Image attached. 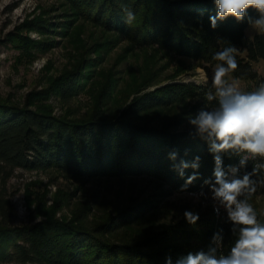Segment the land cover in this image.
I'll return each mask as SVG.
<instances>
[{
  "label": "trees",
  "instance_id": "trees-1",
  "mask_svg": "<svg viewBox=\"0 0 264 264\" xmlns=\"http://www.w3.org/2000/svg\"><path fill=\"white\" fill-rule=\"evenodd\" d=\"M56 1L63 8V18L56 23L43 16L30 29L60 38L34 43L16 32L10 41L18 47L45 50L66 38L75 43L77 55L72 67L45 88L29 91L22 103L0 97V170L49 169L80 181L142 176L156 180L162 188L141 200L103 205L92 220V201L73 208L69 217L56 216L61 207L55 205L28 224L10 226L3 220L0 259L22 264H166L170 257L175 264L189 252L207 250L217 232L223 236L222 252L227 254L235 240L232 223L227 216L217 218L209 204L194 208L192 212L199 215L195 225L184 215L167 223L157 221L164 197L201 189L206 192L209 187L204 180L213 177L209 145L190 135L192 128L184 125L190 117L183 115L186 110H174L191 99H196L195 108L211 107L205 93L211 88V69L219 63L212 57L229 46L238 49V69L230 74L251 82L246 91H254L264 82V74L253 65L260 60L264 64V32L248 36L247 17L242 22L231 17L217 21L213 29L209 17L216 15L214 0ZM124 8L135 16L130 25L123 18ZM248 16L258 14L250 9ZM83 25L94 29L88 36L93 37L96 30L106 38L79 41L76 38ZM111 34L132 46L156 45L176 56L200 60L206 78L200 82L156 80L150 75L121 86H114L112 80H95V66L112 43ZM90 88V109L77 116L71 110L57 115L46 101L51 95L67 101ZM174 150L178 152L176 161L169 158ZM196 156L200 157L195 170L198 178L186 185L194 170L186 169L181 177L173 164ZM222 158L227 169L239 157L224 153ZM253 167V163L246 165L240 174ZM3 204L0 200L1 210Z\"/></svg>",
  "mask_w": 264,
  "mask_h": 264
},
{
  "label": "rangeland",
  "instance_id": "rangeland-1",
  "mask_svg": "<svg viewBox=\"0 0 264 264\" xmlns=\"http://www.w3.org/2000/svg\"><path fill=\"white\" fill-rule=\"evenodd\" d=\"M63 8L56 0H0V97L13 103H22L26 94L32 90L45 88L52 80L66 69L72 67L77 55L75 43L69 39L59 40L55 46L45 50L37 47H18L10 38L20 32L32 39L34 43L44 42L52 34H42L30 29L34 21L47 16L48 22H59L63 16ZM89 26H81L77 34L82 39L104 40ZM258 31L251 25L246 34L251 36ZM52 38H60L54 36ZM113 40L103 54L100 64L95 66V80H112L114 86H121L130 80H140L152 75L156 80H181L200 82L206 78L205 69L200 60L176 56L162 50L156 45L136 47L129 42L111 34ZM105 47H102V50ZM254 67L264 74L263 62L257 61ZM215 67L211 69L212 75ZM241 90L246 91L252 83L234 78ZM118 83V84H117ZM91 89V88H90ZM91 91V93H90ZM93 89L63 101L51 95L46 101L53 107L57 115L71 110L77 116L85 113L92 104ZM196 99L186 100L174 110L185 109L184 116H194L201 108L193 107ZM189 118V117H188ZM191 127L188 120L184 124ZM259 159V163L264 160ZM161 184L150 177H92L80 181L75 178L61 176L53 170H29L15 167L10 171L0 170V200L4 202L0 209V224L20 226L31 223L53 209H58L56 216H70L72 209L87 206L91 201L93 207L89 218L92 220L102 212L103 205L124 204L132 198L141 200L146 196H154ZM251 203L264 220V188H258L253 194ZM161 210L157 213V221L167 223L179 218L187 211H193L197 204L210 205L214 215L215 203L210 194L201 192H182L164 197ZM3 211V212H2ZM220 218V217H217ZM195 245L196 242H194ZM0 264H22L10 259H0ZM31 264V263H26Z\"/></svg>",
  "mask_w": 264,
  "mask_h": 264
},
{
  "label": "clouds",
  "instance_id": "clouds-1",
  "mask_svg": "<svg viewBox=\"0 0 264 264\" xmlns=\"http://www.w3.org/2000/svg\"><path fill=\"white\" fill-rule=\"evenodd\" d=\"M214 4L216 15L209 17L213 29L217 27V21L231 17L242 22L247 17L252 27L264 32V0H214ZM250 9L258 14L256 18L248 16ZM123 12L125 23L130 25L135 20L133 12L128 8ZM237 52L236 47L229 46L213 55V60L219 63L212 76L211 88L205 93L211 107L201 108L188 118L192 128L190 135L205 141L213 154V177L205 179L204 184L209 187L216 208L222 207L226 211L235 240L224 254L223 236L217 232L207 250L189 252L175 264H264V220L259 218L251 203L257 189L264 188V163L240 174L250 160H264V82L254 91H244L235 80L228 79L229 74L238 69ZM224 153L238 156L239 164L225 169ZM169 158L176 161L178 152L172 151ZM199 166V156L192 161L180 159L178 164H173L181 177L186 169L194 170L186 185L198 178L195 170ZM183 215L192 225L199 220V215L192 211L186 210ZM166 264H173L170 257Z\"/></svg>",
  "mask_w": 264,
  "mask_h": 264
},
{
  "label": "built area",
  "instance_id": "built-area-1",
  "mask_svg": "<svg viewBox=\"0 0 264 264\" xmlns=\"http://www.w3.org/2000/svg\"><path fill=\"white\" fill-rule=\"evenodd\" d=\"M250 163H253V165L255 166L256 164L259 163V159L257 158L255 161H249L247 165H249ZM197 191H200L201 193H204V194H211V193H210V190H208V191H206V192L203 191L202 189H201V190H197ZM219 210H220V211H223V217H226V216H227L226 211H225L222 207L219 208Z\"/></svg>",
  "mask_w": 264,
  "mask_h": 264
},
{
  "label": "bare ground",
  "instance_id": "bare-ground-1",
  "mask_svg": "<svg viewBox=\"0 0 264 264\" xmlns=\"http://www.w3.org/2000/svg\"><path fill=\"white\" fill-rule=\"evenodd\" d=\"M239 164V158H238V160H237V162H236V164L235 165H238ZM200 192V191H199ZM211 195V194H210ZM214 210H215V212L217 213V217H221V216H223V211H220L219 209H217L216 208V206H214Z\"/></svg>",
  "mask_w": 264,
  "mask_h": 264
}]
</instances>
